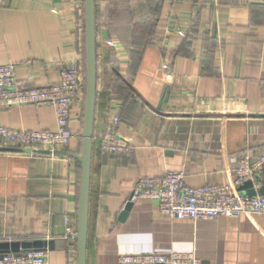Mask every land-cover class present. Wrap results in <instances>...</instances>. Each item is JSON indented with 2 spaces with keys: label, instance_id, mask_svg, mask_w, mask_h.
Segmentation results:
<instances>
[{
  "label": "crops",
  "instance_id": "crops-1",
  "mask_svg": "<svg viewBox=\"0 0 264 264\" xmlns=\"http://www.w3.org/2000/svg\"><path fill=\"white\" fill-rule=\"evenodd\" d=\"M151 1L157 31L150 40L121 41L95 0L86 264L169 251H193L200 264H264V214L193 221L161 214L155 200L131 198L140 176L183 170L189 185L225 184L240 155L264 153V0ZM83 8L84 0H0V64L13 63L23 85L58 82L57 62L82 52ZM84 97L85 87L70 110L75 137L58 150L81 151ZM115 116L131 146L126 154L100 149ZM0 125L54 130L55 113L48 104L0 106ZM7 147L14 146L0 139V242L53 240L48 264H77L64 218L76 227L79 161Z\"/></svg>",
  "mask_w": 264,
  "mask_h": 264
},
{
  "label": "built area",
  "instance_id": "built-area-1",
  "mask_svg": "<svg viewBox=\"0 0 264 264\" xmlns=\"http://www.w3.org/2000/svg\"><path fill=\"white\" fill-rule=\"evenodd\" d=\"M166 68L167 65L163 64ZM60 79L56 83L23 85L16 80L13 63L0 64V106L48 104L55 113L54 130H24L0 125V139L25 149H44L52 154L65 148L75 137L69 126L71 106L83 91L85 62L81 54L69 61L57 62ZM120 118L111 119L100 138V149L107 154H126L131 150L128 140L118 135ZM264 166V153L244 152L232 164V179L225 184L189 185L183 170H165L158 176H140L131 198L157 201L161 214L190 220L237 217L241 214H264V194L249 196L238 187ZM66 237L75 241L76 227L65 216ZM118 264H200L193 251L131 252L117 256ZM0 264H48L46 251L32 250L6 253Z\"/></svg>",
  "mask_w": 264,
  "mask_h": 264
},
{
  "label": "water",
  "instance_id": "water-1",
  "mask_svg": "<svg viewBox=\"0 0 264 264\" xmlns=\"http://www.w3.org/2000/svg\"><path fill=\"white\" fill-rule=\"evenodd\" d=\"M84 62H85V97L83 112L82 146L79 154L62 150H54L52 154H66L75 157L80 164V180L78 191V207L76 217V254L77 264H86V247L89 216L90 178L92 161V134L94 125V110L96 96V26L95 0H84ZM7 150L24 151L25 148L7 147ZM39 153H51L43 149H26ZM254 185H258L255 188ZM238 191L249 195L264 194V166L253 174V177L243 182ZM131 202L126 204L121 216L130 208ZM53 240L32 241H1L0 256L6 253H21L32 250L47 251L52 249Z\"/></svg>",
  "mask_w": 264,
  "mask_h": 264
},
{
  "label": "rangeland",
  "instance_id": "rangeland-1",
  "mask_svg": "<svg viewBox=\"0 0 264 264\" xmlns=\"http://www.w3.org/2000/svg\"><path fill=\"white\" fill-rule=\"evenodd\" d=\"M102 4L100 18L110 33L119 40H150L157 29L154 14L147 13L148 7L154 10L151 0H99ZM129 27V29H128Z\"/></svg>",
  "mask_w": 264,
  "mask_h": 264
},
{
  "label": "trees",
  "instance_id": "trees-1",
  "mask_svg": "<svg viewBox=\"0 0 264 264\" xmlns=\"http://www.w3.org/2000/svg\"><path fill=\"white\" fill-rule=\"evenodd\" d=\"M83 19H84V8H83ZM95 26H96V6H95ZM84 29V27H83ZM81 56L84 58V42H83V49H82V52H81ZM83 90H84V87H85V81H83ZM83 101V100H82Z\"/></svg>",
  "mask_w": 264,
  "mask_h": 264
}]
</instances>
